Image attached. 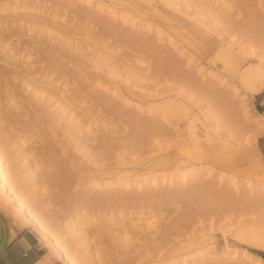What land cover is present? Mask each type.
Masks as SVG:
<instances>
[{
  "label": "rangeland",
  "instance_id": "rangeland-1",
  "mask_svg": "<svg viewBox=\"0 0 264 264\" xmlns=\"http://www.w3.org/2000/svg\"><path fill=\"white\" fill-rule=\"evenodd\" d=\"M97 1L0 0V29L19 27L14 35L0 32L11 35L0 43L26 54L36 75L55 77L51 87L67 83L72 102L84 111L69 115L56 97L39 95L34 83L17 79L4 89L0 142L8 148L6 161L17 166L16 187L27 194L21 198L65 247L74 243L69 251L78 264H166L168 258L176 264H264V156L257 147L264 116L255 108L258 94L238 71L239 64L264 59V0H234L233 12L224 15L232 27L222 34L217 0H178V8L163 0ZM124 11L127 19L119 16ZM49 23L65 30L57 33ZM95 37L111 48L121 45L116 59L100 54ZM82 40L90 45L75 50ZM137 56L147 64H138ZM158 100L172 103L174 118L150 110H163ZM42 104L46 112L37 109ZM191 130L199 134L200 155ZM188 166L199 175L183 180ZM106 179L122 181L93 186ZM0 206L26 224L1 196ZM155 221V229L148 227ZM35 230L50 258L68 264ZM189 248L197 249L194 258Z\"/></svg>",
  "mask_w": 264,
  "mask_h": 264
},
{
  "label": "bare ground",
  "instance_id": "bare-ground-1",
  "mask_svg": "<svg viewBox=\"0 0 264 264\" xmlns=\"http://www.w3.org/2000/svg\"><path fill=\"white\" fill-rule=\"evenodd\" d=\"M82 1H86V2H94V1H96V0H82ZM99 1V0H98ZM97 1V2H98ZM162 1V0H161ZM164 1V3L165 4H167L168 6H171V7H174V8H178V3H179V1L178 0H163ZM218 2H220V4L222 5V9L221 10H219V12H220V16H219V18H218V22H220L219 24L223 27V30L221 31V34H222V32L223 31H225V30H229V29H231V20L229 21V20H227V19H225V16L224 15H227V14H231L232 12H233V8L235 7V1L234 0H217ZM99 3H100V1H99ZM102 4V3H101ZM69 6H71V5H69ZM104 6V5H103ZM123 9V8H122ZM156 9V8H155ZM219 9V8H218ZM131 10V9H130ZM182 10V9H181ZM180 10V11H181ZM120 11V10H119ZM74 12H75V10H74ZM128 15H130L128 12H121L120 13V15L119 16H121L122 18H124V19H127L129 16ZM95 17V16H94ZM196 17V16H195ZM63 18V17H62ZM99 18V17H98ZM134 18V17H133ZM194 18V17H193ZM198 18V17H197ZM27 20V19H26ZM30 19H28L27 21H29ZM33 20H36V18L34 19V17H33ZM33 20L31 19V21L30 22H32V23H35V25H36V23H39L40 22V19H37L39 22H37V21H34L33 22ZM64 20H66V19H64ZM42 21V20H41ZM43 21H44V18H43ZM49 21V20H48ZM68 21V20H67ZM199 21V20H198ZM42 23V22H41ZM46 23H48L47 22V20H46ZM55 23V22H54ZM64 23V22H63ZM67 23H69V22H67ZM105 23V22H104ZM133 23V22H132ZM99 24H101V23H99ZM204 24V23H203ZM46 25V24H45ZM51 24L49 23V28H53V27H56L57 25L55 24V26H50ZM54 25V24H53ZM61 25V24H60ZM63 25V24H62ZM64 25H66V24H64ZM207 25V24H206ZM205 25V26H206ZM58 27V26H57ZM65 27V26H64ZM69 27V26H68ZM204 27V26H203ZM206 27H208V26H206ZM54 29V28H53ZM52 29V30H53ZM56 29V28H55ZM54 29V31H57V33H60L61 34V30L62 29H64L63 28V26L61 27V29H59L60 30V32H59V30H55ZM71 28L69 27V30H70ZM4 30H9L10 32H11V35H14V34H17L18 32H19V27H17V26H11V24H6V25H3L2 27H1V29H0V32H2V31H4ZM65 30V29H64ZM63 31V30H62ZM72 32H75L73 29L71 30ZM65 32H67V33H65ZM70 32V31H69ZM69 32L68 31H64V33L65 34H69ZM72 32H70V34L72 33ZM63 32H62V34L63 35H65ZM2 34V33H1ZM0 34V35H1ZM7 34V33H6ZM5 34V36L4 37H0V42H2L3 40L4 41H6V44H7V39H9L10 37H11V35H10V37L8 36L9 35V33L6 35ZM73 34H75V33H73ZM73 34H71V35H73ZM63 35H60V37H61V40H63ZM8 36V37H7ZM172 36V35H171ZM69 37V39H68V41H69V45H73L74 43H73V39H71V36H68ZM67 37V38H68ZM75 37V36H74ZM89 37V35L88 34H86L85 35V38L87 39ZM66 38V36H64V39ZM170 38H172V37H170ZM75 39V38H74ZM77 39V38H76ZM71 40H72V42H71ZM175 39L173 38V39H170V41H171V43H175V41H174ZM75 41V40H74ZM264 41V40H263ZM77 42V41H76ZM75 42V43H76ZM92 42H95V44H97V46H99V50H100V54H104L105 56H104V58L105 59H107V60H113L116 56V53L121 49V45H119L118 47L116 46V47H110L109 46V44H108V46L110 47L109 49H111V51H108V52H106L107 51V49H108V46H107V44H105L104 42L102 43V42H99V40H97L96 39V37L94 38V40L92 41ZM231 42L232 41H228V43H227V45L228 46H230L231 45ZM68 43V42H67ZM66 43V44H67ZM91 43V42H90ZM65 44V45H66ZM80 45L79 46H76V45H74L75 46V50L76 49H78V48H80V47H86V45L88 44V45H90L89 43H88V40H87V42L85 43V41L84 40H82V42H80L79 43ZM91 44H93V43H91ZM68 45V44H67ZM78 45V44H77ZM240 45H242V44H240ZM8 46V45H7ZM7 46H4V45H2L1 43H0V100H1V98L4 96V93H3V91H4V89H8V85H12V84H14L15 82H16V80L17 79H19L20 81H25V82H28V83H30L31 85L34 83V85L35 84H37V85H40L39 87H37L38 88V90L40 91V93H39V95H44L43 97L45 98V99H48V97H49V99L51 98V97H56V99L57 100H59V102H60V104L62 105V107H63V111H65L66 113H68L69 115H71V116H73V117H75L76 118V116H77V114H78V116H79V114H84L83 112V110L82 111H78L77 110V107H79V104L77 105V103L75 104L74 102H72V99L70 98V95H69V93H67L66 92V84L67 83H65V84H63V83H60L59 84V86H57L58 88H54V87H51L50 86V84H52L53 83V80H55L56 78L55 77H53L52 78V81H50V79H51V77L52 76H50L49 77V75L47 74H40L39 76L38 75H36V69H34V67H33V63L29 60L28 61V59H25L24 57H25V55H20V54H18V53H13L12 52V50L9 48V47H7ZM242 47V46H241ZM243 48V47H242ZM108 49V50H109ZM20 53H21V51H20ZM99 53V52H98ZM160 54H162V53H160ZM159 54V55H160ZM164 54V53H163ZM158 54H157V56H159ZM165 55V54H164ZM28 57V56H27ZM142 57V56H141ZM165 57V56H164ZM28 58H30V57H28ZM116 59V58H115ZM159 59H160V57H159ZM158 59V60H159ZM133 60V59H132ZM161 60H164V59H161ZM136 61H137V63L139 62V63H145V64H147L145 61V59L144 58H140V56H139V58H138V56H137V58H136ZM154 61H156V60H154ZM264 59L261 57L260 58V62H254V63H251V64H248V65H246V66H242V65H238V71H239V74H240V77H241V79H242V82L247 86V88H248V90L250 91V93H253V94H256L257 92H260V89L262 88V86H263V84H264ZM157 62H159V61H157ZM138 63V64H139ZM155 65V64H154ZM153 65V66H154ZM160 66V65H159ZM155 67V66H154ZM158 67V66H157ZM158 69L159 68H155V70L156 71H158ZM42 73V72H41ZM155 74V73H154ZM46 75V76H45ZM50 75H51V73H50ZM50 78V79H49ZM58 79H59V77H58ZM55 82V81H54ZM56 83V82H55ZM43 84H45V85H47L48 87H46V86H44ZM55 84H53L52 86H54ZM17 89H13L12 90V94H14V93H16V92H18V91H16ZM117 94H119V95H121V96H124L123 94H121L120 92H118V91H116V90H114ZM44 93H46V94H44ZM146 95H148L149 97L151 96V94H148V93H146ZM43 98V99H44ZM43 99H42V101H43ZM44 99V100H45ZM163 99V98H162ZM125 100L127 101V102H131V103H135V104H137L138 106H140V107H142V103L140 102V101H137V100H132V99H130V98H125ZM40 101V100H39ZM46 101V100H45ZM45 101H43V102H45ZM159 101V100H158ZM12 102H14L15 104H14V106L16 107V108H21V106H23V105H21V103H20V101L19 100H16L14 97L12 98ZM160 102V101H159ZM32 103V102H31ZM41 103V102H40ZM155 104H157L159 107H163V110H157V109H150V110H153V111H155V113H157V114H159V116H161V118L162 119H165V120H170V119H172V118H174L173 116H174V113L172 112L173 111V109H172V103L171 102H169V101H162V102H160V103H155ZM153 105V104H152ZM155 106V105H154ZM80 107H81V105H80ZM48 105L46 104H42V105H38L37 106V109L38 110H41V111H47L48 110ZM83 108V107H82ZM65 109H67V110H65ZM86 111V110H85ZM85 113H87V112H85ZM247 115V114H246ZM248 118H249V116H247ZM176 118V117H175ZM0 125L2 126L3 125V120H2V118L0 117ZM80 125H82L81 126V128H85V123L84 124H82V123H80ZM86 125H87V123H86ZM142 125V124H141ZM5 127V126H4ZM7 128H9V126L7 127ZM7 128H5L6 130H7ZM191 128V127H190ZM87 129V131H90L91 130V128H86ZM193 129V128H192ZM192 131V130H191ZM211 135V134H210ZM190 136H191V139H194V144H195V146L197 147V149H196V151H194V154H195V152L196 153H198V155H200V153L201 152H199V148L200 147H198V145H200V144H198L199 142V134H198V132L197 131H195V130H193L192 132H190ZM213 138V137H212ZM190 139V140H191ZM211 139V138H210ZM1 140V139H0ZM3 140V139H2ZM198 140V141H197ZM212 140V139H211ZM197 141V142H196ZM0 143H3V141H1ZM5 143H6V141H5ZM189 143V142H188ZM4 144V143H3ZM193 144V145H194ZM6 144H4V145H2V146H5ZM7 146V145H6ZM5 146V148L4 147H1L0 146V196H1V198H5V199H7L8 201H10L11 203H13L14 205H15V207H16V213H18L19 215H20V217L23 219V221H25L26 222V224L28 223V224H31L34 228H36L41 234H42V236L46 239V240H48L49 241V243H51L52 244V246H54V248L57 250V252H58V254L68 263V264H78L77 263V261L72 257V255H71V250L69 251V249H73L74 250V243L73 242H69L68 243V246L67 247H65L64 246V244H62L59 240H57V238L56 237H54V235H53V233L50 231V229L36 216V215H34L33 214V212H31L30 211V208H29V204H28V202L25 200V199H23V198H21V194H25V195H27L26 194V192L24 193H22V191H23V189H22V187H20V186H18V187H16V185L17 184H19L18 182H19V178H20V174H19V172H18V170H16V164H13V163H10L11 162V160H9V159H12L13 161L12 162H14L15 161V158H14V156L12 157V158H9L8 160V162L6 161L7 159H6V157H5V150H6V152H7V150H8V148ZM7 148V149H6ZM24 148V147H23ZM201 151V150H200ZM5 153V154H4ZM14 158V159H13ZM163 159V158H162ZM167 159V158H166ZM165 160V159H164ZM15 163V162H14ZM157 163V162H156ZM11 164H12V166H11ZM158 164V163H157ZM171 164V163H170ZM164 165V164H163ZM178 169V168H177ZM183 170V169H182ZM186 170V171H185ZM199 171H195V172H193V170L192 169H190V167L188 166V167H185V169H184V172L181 174V176H182V178H183V180H186L187 178H188V176L190 175V174H192V175H195V176H197V175H199V173H198ZM176 177H172L171 178V180H174ZM223 178V177H222ZM231 178V177H230ZM119 179V178H118ZM118 179H106V180H102V181H96V182H94L93 183V186H97V185H100V186H109V185H113V184H121L120 182L122 181V180H120V181H118V183H116V181L118 180ZM231 179H233V178H231ZM221 180V179H220ZM128 182H130V181H128ZM142 181H140V183H141ZM27 197V196H26ZM84 198H87V197H84ZM28 200H29V198H27ZM145 201V200H144ZM47 213V212H46ZM17 214V215H18ZM47 216V215H46ZM45 216V217H46ZM49 216V215H48ZM122 216V215H121ZM132 216V215H131ZM43 217V216H42ZM119 217V219H124V218H126L127 217V215L126 216H122V217H120V216H118ZM114 218V217H113ZM112 218V219H113ZM155 218V217H154ZM187 218V217H186ZM44 219V218H43ZM46 219V218H45ZM127 219V218H126ZM157 220V219H156ZM159 221V220H158ZM158 223V222H157ZM26 224H24V225H26ZM156 221L155 222H153V223H149V225H148V227H153L154 229H155V227H156ZM22 226V225H21ZM180 226V225H179ZM136 227H143V226H136ZM173 227L174 228H176V227H178V226H174L173 225ZM172 229V228H171ZM11 231H12V229H11ZM66 233H72V230L71 229H69L68 227L66 228ZM132 232V231H131ZM129 230L128 231H125L124 232V234L126 235V236H129L128 234H130L131 233ZM164 237V236H163ZM130 238H132L131 236H129V238L128 239H130ZM166 238V237H165ZM201 238V237H200ZM133 239V238H132ZM199 240V239H198ZM189 241V240H188ZM209 241V240H208ZM159 242V241H158ZM161 243V242H160ZM185 243V242H184ZM197 242L195 241V242H191V243H188V247L189 246H192V244H196ZM204 243H206L207 244V242H204ZM209 243V242H208ZM159 244V243H158ZM182 245V244H181ZM185 245H186V243H185ZM208 246V245H207ZM259 246L260 247H262V248H264V242L263 241H260L259 242ZM177 248V247H176ZM181 248V247H180ZM185 248V247H184ZM207 248H209V247H207ZM205 249V248H204ZM187 250V249H186ZM189 253L191 252V255H192V257L194 258L195 256H196V250L197 249H195V248H189ZM238 250V249H237ZM237 250H235V252L234 253H237V252H239V251H237ZM202 252V254H205V250H202L201 251ZM233 253V254H234ZM238 254V253H237ZM189 255V254H188ZM166 257H168V256H166ZM175 258V257H174ZM204 258V257H203ZM243 258H245V259H248V260H251V259H253L252 258V255H250V254H248V253H243ZM167 259V258H166ZM166 259H165V261H166ZM170 258H168L167 259V262H164V263H166V264H176L177 262H178V260L177 259H171L170 261H168ZM259 259H260V262H262V263H264V258L260 255L259 256ZM162 260V259H161ZM163 260H164V258H163ZM204 260V259H203ZM205 264H217V263H215V262H213L212 260L210 261H205L204 262ZM219 264V263H218Z\"/></svg>",
  "mask_w": 264,
  "mask_h": 264
},
{
  "label": "crops",
  "instance_id": "crops-1",
  "mask_svg": "<svg viewBox=\"0 0 264 264\" xmlns=\"http://www.w3.org/2000/svg\"><path fill=\"white\" fill-rule=\"evenodd\" d=\"M256 94V111L264 116V84ZM257 147L264 156V128L257 137ZM50 252L35 228L21 226L0 206V264H63L59 258H50Z\"/></svg>",
  "mask_w": 264,
  "mask_h": 264
},
{
  "label": "trees",
  "instance_id": "trees-1",
  "mask_svg": "<svg viewBox=\"0 0 264 264\" xmlns=\"http://www.w3.org/2000/svg\"><path fill=\"white\" fill-rule=\"evenodd\" d=\"M260 255L264 257V252H260Z\"/></svg>",
  "mask_w": 264,
  "mask_h": 264
}]
</instances>
